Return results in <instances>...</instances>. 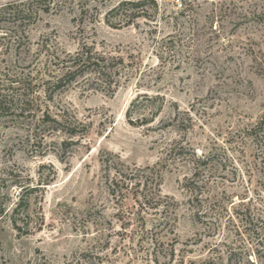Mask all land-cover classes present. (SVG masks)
Returning <instances> with one entry per match:
<instances>
[{
	"label": "rangeland",
	"instance_id": "obj_1",
	"mask_svg": "<svg viewBox=\"0 0 264 264\" xmlns=\"http://www.w3.org/2000/svg\"><path fill=\"white\" fill-rule=\"evenodd\" d=\"M121 1L0 0V264H264V0H144L131 16ZM84 45L116 59L117 85L85 76L49 100L36 72ZM28 77L38 115L83 130L20 116ZM114 169L134 174L119 197Z\"/></svg>",
	"mask_w": 264,
	"mask_h": 264
},
{
	"label": "trees",
	"instance_id": "obj_2",
	"mask_svg": "<svg viewBox=\"0 0 264 264\" xmlns=\"http://www.w3.org/2000/svg\"><path fill=\"white\" fill-rule=\"evenodd\" d=\"M145 1H137L136 3L131 1H121L118 3L116 7L113 8V11H125L130 10V16L132 12L138 11L142 5H144ZM24 5V4H23ZM27 9L20 8L17 12L18 14H23L26 12ZM130 16H128L130 18ZM23 18V17H22ZM115 58L110 56H104L103 54L97 53L93 51L90 47H86L85 45L81 47V49L76 52L75 54L68 55L66 61H63L61 65H57L56 69H51L48 73L46 72H39L37 71L36 74V82H40L44 84L46 90H50L48 93V98L51 100L52 93L54 91L62 89L69 83L76 81L78 78L81 77H89L95 82H101L108 88H114L117 85L118 79L116 75L118 74V69L115 67L116 62ZM42 76H47V79H42ZM20 84L19 89L21 93L17 94L15 97L16 104L19 105V115L32 121L36 126L48 124V127L51 128L52 131H63L68 135H76L78 132L82 131L83 129H79L82 125L77 123L76 121H72L66 119L64 117H57L50 114L48 111V106L45 105L44 110H42L41 114L38 115L37 111H41V105L36 102V98L29 95L28 90L30 89L31 85L33 84V79L31 77L23 78L18 81ZM39 84V83H38ZM33 85H37L34 83ZM1 90V89H0ZM9 96L3 95L0 93V110L4 109V105L9 108L11 105L10 99H6ZM14 99L12 98V101ZM36 102V103H35ZM18 107V105L16 106ZM15 107V108H16ZM30 117V119H29ZM34 132V131H33ZM37 130L34 132L36 134ZM206 165L205 157H197L192 162V177H196ZM115 170V174L117 177L111 179L109 184V191L110 194L114 197H119L123 195V188L127 189L130 186L131 178L134 176L132 172L129 174L121 173L117 169ZM192 179V178H191ZM148 179L145 177L144 180L137 179L134 183V187L140 188L138 195H136L135 201L141 207H145L147 210L156 208L157 203L154 202V197L148 193ZM156 195V194H155ZM159 198V196H156ZM23 198L22 196L19 197L14 209L13 214L11 216V224L17 230H20L21 227L17 225V220L14 218V214L21 208Z\"/></svg>",
	"mask_w": 264,
	"mask_h": 264
}]
</instances>
